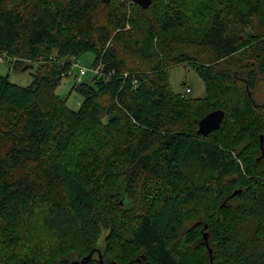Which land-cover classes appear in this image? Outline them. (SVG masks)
<instances>
[{"label":"trees","instance_id":"trees-1","mask_svg":"<svg viewBox=\"0 0 264 264\" xmlns=\"http://www.w3.org/2000/svg\"><path fill=\"white\" fill-rule=\"evenodd\" d=\"M197 8L0 0V56L32 77L0 75V264H98L82 259L102 231L104 264H264V116L250 94L264 77V0ZM85 53L99 73L74 83L71 110L55 90ZM178 66L204 97L172 92ZM217 109L219 129L199 135Z\"/></svg>","mask_w":264,"mask_h":264},{"label":"rangeland","instance_id":"rangeland-1","mask_svg":"<svg viewBox=\"0 0 264 264\" xmlns=\"http://www.w3.org/2000/svg\"><path fill=\"white\" fill-rule=\"evenodd\" d=\"M177 3L183 4L189 14H193V17L196 15L198 11V4L202 3V0H174ZM98 18H101V14L98 15ZM93 61V55L90 53H85L81 55L77 62L86 69H89L91 63ZM27 63V61H25ZM38 63H43V61H38ZM13 65L8 62L0 61V75L7 76L11 83L20 85V86H27L31 83L32 77L31 72L29 70L22 72V71H13ZM248 72V68L244 67L237 71V75L240 78L245 77V74ZM71 76L62 77V80L59 86L55 90V95L65 101V105L67 108L71 110H77L80 107L82 102V97L72 90V86L76 82L75 76L78 75L77 68L71 69ZM91 73H87L84 77H82V82H86L91 78ZM168 78L169 84L172 92L174 93H182L185 88L190 89V93L184 94L187 98L197 99L202 98L205 95V86L202 80L198 77L195 71L190 66H178L172 68L168 71ZM252 98L254 99L255 103L259 106V110L264 116V77H259L255 88L250 92ZM82 146V141L77 140L73 146L71 147L72 150H76ZM106 235L105 231H102L97 244L96 249L98 251L103 252L104 243L103 239ZM78 255L76 253H72L68 255L64 260L68 262H73L77 260ZM93 258H98V255L95 253ZM63 260L58 261L56 264L61 263Z\"/></svg>","mask_w":264,"mask_h":264},{"label":"water","instance_id":"water-1","mask_svg":"<svg viewBox=\"0 0 264 264\" xmlns=\"http://www.w3.org/2000/svg\"><path fill=\"white\" fill-rule=\"evenodd\" d=\"M131 2L135 5L140 6L141 8H147L152 3V0H131ZM223 119H224V111L223 110L217 109V110H214L212 112H209L208 114H206L203 118H201L198 121L197 133L201 136H207L209 133L219 129ZM262 141H263V138L260 137V149H261L262 155H263ZM237 193H238V191H234L232 193V196H235ZM206 228H207V226L204 225V227L202 229V233H203L202 237L204 239L205 246L208 249V254L211 257V250L209 249L208 242H207V234L204 232V230ZM95 252L98 254V264H104V262L102 260V255L100 254V252L98 250H92L86 257H84L82 259V261L89 260L92 257L93 253H95ZM78 263H79V261H73L70 264H78ZM210 263H212L211 258H210Z\"/></svg>","mask_w":264,"mask_h":264},{"label":"built area","instance_id":"built-area-1","mask_svg":"<svg viewBox=\"0 0 264 264\" xmlns=\"http://www.w3.org/2000/svg\"><path fill=\"white\" fill-rule=\"evenodd\" d=\"M8 59H6L5 57H1L0 56V61H3V62H7ZM70 63H71V69L72 67L73 68H77V71H78V75L75 76V80H76V83H80L81 80H82V77H84L85 75H87V73H91L92 76L94 75H98L99 73V70L98 69H94L92 67H89V69H86L84 68L83 66H81L76 59L74 58H71L70 59ZM71 69L69 72H67L66 74H63L62 76L65 77V76H71ZM190 93V89L189 88H185L182 92V95L184 94H188Z\"/></svg>","mask_w":264,"mask_h":264}]
</instances>
